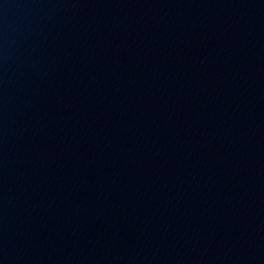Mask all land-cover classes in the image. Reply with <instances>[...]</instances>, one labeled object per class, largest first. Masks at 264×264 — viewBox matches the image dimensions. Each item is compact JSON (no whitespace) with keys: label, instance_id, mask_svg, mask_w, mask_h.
<instances>
[{"label":"water","instance_id":"water-1","mask_svg":"<svg viewBox=\"0 0 264 264\" xmlns=\"http://www.w3.org/2000/svg\"><path fill=\"white\" fill-rule=\"evenodd\" d=\"M0 264H264V0H0Z\"/></svg>","mask_w":264,"mask_h":264}]
</instances>
